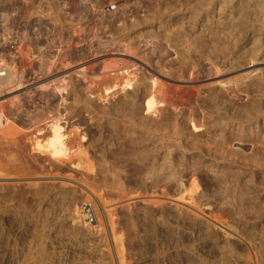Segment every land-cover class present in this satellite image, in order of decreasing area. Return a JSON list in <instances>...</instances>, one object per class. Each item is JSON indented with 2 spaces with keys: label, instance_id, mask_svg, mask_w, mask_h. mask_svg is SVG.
<instances>
[{
  "label": "rangeland",
  "instance_id": "rangeland-1",
  "mask_svg": "<svg viewBox=\"0 0 264 264\" xmlns=\"http://www.w3.org/2000/svg\"><path fill=\"white\" fill-rule=\"evenodd\" d=\"M221 1L90 0L89 22L61 18L58 57L43 43L40 67L0 93V215L23 226L25 264H264V0ZM126 97L137 118L117 112ZM54 118L61 161L33 149ZM214 118L218 158L189 148ZM148 120L167 131L136 145Z\"/></svg>",
  "mask_w": 264,
  "mask_h": 264
},
{
  "label": "built area",
  "instance_id": "built-area-1",
  "mask_svg": "<svg viewBox=\"0 0 264 264\" xmlns=\"http://www.w3.org/2000/svg\"><path fill=\"white\" fill-rule=\"evenodd\" d=\"M6 2V11L0 15V93L10 89L13 78L21 83L26 71L40 67L43 43L46 53L58 54L57 42L64 34L60 32L61 18L69 19L71 25L90 20V0H19V7L17 0ZM109 8L115 10L117 6ZM67 32L69 46L72 28ZM23 229L16 220L0 215V264H25L24 252L30 242Z\"/></svg>",
  "mask_w": 264,
  "mask_h": 264
},
{
  "label": "bare ground",
  "instance_id": "bare-ground-1",
  "mask_svg": "<svg viewBox=\"0 0 264 264\" xmlns=\"http://www.w3.org/2000/svg\"><path fill=\"white\" fill-rule=\"evenodd\" d=\"M221 2H223V0L221 1ZM263 2V1H262ZM223 3H225V1L223 2ZM227 3V2H226ZM222 4V3H221ZM229 4V3H228ZM226 5L227 7L229 6V5ZM240 4V3H239ZM257 4V3H256ZM217 5V4H216ZM219 5V4H218ZM223 5V4H222ZM244 5V4H243ZM246 5V4H245ZM260 5V4H259ZM263 5H264V3H263ZM224 6H225V4H224ZM230 6H231V4H230ZM262 6V5H261ZM223 6H220V9H218V10H222L223 11V13H221L220 11L218 12V13H220L221 15L223 14L224 16H225V12L224 11H226V9L223 7ZM240 7V6H239ZM244 7V6H243ZM248 7V6H247ZM246 7V8H247ZM252 7V6H251ZM258 7H260V6H258ZM242 8V7H241ZM262 8H263V6H262ZM261 8V11L264 9H262ZM216 9V8H215ZM233 9V8H232ZM231 9V10H232ZM243 9V8H242ZM248 9V8H247ZM238 11H239V9H237ZM250 10V9H249ZM255 10V9H254ZM257 10H259V8L257 9ZM234 11V10H233ZM238 11H234V12H237L238 13ZM245 11H246V9H245ZM260 11V10H259ZM259 11H258V13H259ZM230 12V11H229ZM233 12V13H234ZM242 10L240 11V16H243L242 15ZM228 13V12H227ZM232 13V14H233ZM244 14H247V13H244ZM257 14V13H256ZM222 15V16H223ZM228 15V14H227ZM229 15H231V13H229ZM245 16V15H244ZM229 17V16H228ZM246 17V16H245ZM251 17V16H250ZM256 17V16H255ZM260 19V18H259ZM258 20V19H257ZM259 21H262V20H259ZM241 26V25H240ZM246 26V25H245ZM262 26V25H261ZM231 27V26H230ZM264 27V26H263ZM262 27V28H263ZM121 61V60H120ZM124 61H126V60H124ZM261 62V61H260ZM259 62V63H260ZM117 63V62H116ZM121 63V62H120ZM263 63V62H262ZM115 66H117V65H114V67ZM110 67V66H109ZM117 68V67H116ZM235 67H233L232 69H234ZM82 70V69H81ZM84 70V69H83ZM82 70V71H83ZM223 71L225 70V69H222ZM230 71V70H229ZM125 73H122L121 75H122V79H123V82L120 84V86L123 88V90H126V89H131V88H133V82H132V79H130L129 77L128 78H126L125 77V75H124ZM52 83L54 82V81H51ZM50 82V83H51ZM49 84V83H48ZM13 87V86H12ZM113 87H116V84H113L111 87H108V88H106L105 89V91L106 92H108V91H110V89H112ZM59 89V91H61V90H66V88H58ZM63 91V92H64ZM134 99V98H133ZM133 99H129V97H128V99H127V97H126V100L123 102V106L124 107H122V105L119 107H117L116 106V108H118L117 109V112L119 113V115H122V114H120V113H123V114H125V116H129V117H136L137 115H139L138 113V106H136L137 104H135L134 103V100ZM124 100V99H123ZM144 103L142 104L143 106H144V108H145V110L147 111V113H153V112H155L156 111V108H157V106L159 105V103L160 102H158L157 100H156V98H155V95H154V93H153V91L152 90H150L149 91V93L146 95V97L144 98V101H143ZM222 101H221V99L218 97V96H215L214 98H213V100H212V103H216L217 105H219L220 103H221ZM122 103V102H121ZM113 108V107H112ZM115 108V109H116ZM114 109V108H113ZM114 113H116V112H114ZM113 114V113H112ZM124 116V117H125ZM140 116V115H139ZM116 117H117V114H116ZM171 117V116H170ZM131 118V119H132ZM137 118V117H136ZM141 118V117H140ZM173 118V117H172ZM4 119H7V122L8 121H10V119H8V118H6L5 117V115L4 114H2V113H0V124H1V121H3L4 122ZM126 119V118H125ZM134 119V118H133ZM185 119V118H184ZM142 120V119H141ZM175 120V119H174ZM137 121V120H136ZM139 121V120H138ZM145 121H146V119H145ZM145 121H140L139 123L138 122H135V123H133L131 126H134V129H136V126L137 125H139L141 128H142V132L143 133H145V135L147 134L149 137L147 138L144 134V137H141V136H139L138 138L135 136L137 133L135 132L134 134L135 135H132V134H130V135H132V136H134L135 138H137V140L135 139V143H136V145L139 143V145H140V143H143V144H145L146 145V142H148L149 140L151 141L152 139H151V137L150 136H152L153 134H156V133H159V134H164L165 133V131H167V129L166 128H162V127H153L150 123H149V120H148V122H145ZM173 121V120H172ZM217 121H219V120H217ZM12 122V121H11ZM134 122V121H133ZM152 122V121H151ZM48 123V124H47ZM46 124H47V126H46V130H47V134H44L45 132V130H38L37 131V133L34 135V137H33V141H34V143H33V149L35 150V151H37V152H39V153H46L51 159H53V160H56V161H61V160H63V159H66L67 157H68V146H67V144H66V141H65V134H63V129H64V127H63V122H62V118H54V119H52L51 121H49V122H47ZM127 123V122H126ZM138 123V124H137ZM152 123H154V122H152ZM156 124V123H155ZM174 124H175V122H174ZM181 124V123H180ZM176 125V124H175ZM193 126H194V128L195 129H198L199 127L197 126V125H195V124H193ZM125 127V126H124ZM217 128H218V122H216V118H214L213 119V121L212 122H210V124L208 125V127H207V131H210V134H208L207 135V137L206 138H204V139H196V141L193 143V144H191L190 143V145H189V148L190 149H192V150H198V151H201V152H203V153H206L207 155H209L210 157H213V158H218L219 157V155L221 156V154L223 155L224 153H225V144H224V142L221 140V138H218V134H216L217 133ZM175 129V128H174ZM172 130V129H171ZM180 130V129H179ZM137 131H139V130H137ZM141 131V130H140ZM141 132V133H142ZM172 132V131H171ZM131 133V132H130ZM133 133V132H132ZM140 133V132H139ZM139 133H138V135H139ZM168 133V132H167ZM174 133V132H173ZM172 133V135H174V137L175 138H178V139H180L179 141H181V140H187V137L185 136V134L184 133H182L181 132V130L180 131H176L174 134ZM211 133H213L214 135L212 136V134ZM170 134V133H169ZM157 135V134H156ZM187 135V134H186ZM166 136V135H165ZM168 136V135H167ZM122 137V136H121ZM155 138H156V136H155ZM164 138V137H163ZM169 138H171V137H169ZM190 138V137H189ZM188 138V139H189ZM81 139L82 140H85V137L83 136V137H81ZM131 139V138H130ZM157 139V138H156ZM155 139V140H156ZM154 140V139H153ZM154 140V141H155ZM158 140H160L159 139V137H158ZM165 140H167V139H165ZM165 140H163V142H162V145H163V143L164 142H166ZM190 140V139H189ZM153 141V142H154ZM156 143H157V141H155ZM187 142V141H186ZM131 143V142H130ZM181 143H183L182 141H181ZM131 146L133 145V144H130ZM152 145V144H151ZM154 145H155V143H154ZM158 145H159V143H158ZM165 145V144H164ZM171 145H172V142H171ZM188 145V144H187ZM186 145V146H187ZM143 146V145H142ZM160 146V145H159ZM168 147H169V145H167ZM150 147V146H149ZM153 146H151V148H152ZM161 147V146H160ZM163 147V146H162ZM161 147V148H162ZM165 147V146H164ZM171 147V146H170ZM155 148H157V145H155V147H154V151H155ZM146 149V148H145ZM163 149V148H162ZM138 150V149H137ZM141 150V149H140ZM139 150V151H140ZM149 150H151V149H149ZM153 150V149H152ZM171 150V149H170ZM169 150V151H170ZM136 151V150H135ZM143 151V153H145L146 154V152L147 151H145L144 152V150H141V152ZM138 151H136V153H137ZM140 152V153H141ZM156 152H157V150H156ZM142 153V154H143ZM150 153V152H149ZM153 153V152H152ZM135 154V153H134ZM144 155V154H143ZM150 155H151V153H150ZM153 155V154H152ZM138 156V155H137ZM145 156V155H144ZM158 156V155H157ZM150 157V156H149ZM152 157V156H151ZM141 158H142V155H141ZM145 158V157H144ZM143 158V159H144ZM138 159V158H137ZM143 159H142V161H143ZM149 159H151V158H149ZM81 161V160H80ZM141 161V162H142ZM146 161V160H145ZM144 161V162H145ZM148 162H150L151 163V161H148ZM143 164V163H142ZM145 166H146V164H145ZM78 167V166H77ZM148 167V166H147ZM149 168V167H148ZM153 170V169H152ZM151 170V171H152ZM160 170V169H159ZM150 171V170H149ZM150 171V172H151ZM163 171V170H162ZM149 172V173H150ZM147 173H148V171H147ZM148 173V174H149ZM152 174H153V172H151ZM156 173H158V172H156ZM164 174V173H163ZM158 175V174H157ZM153 176V175H152ZM159 176V175H158ZM164 176V175H163ZM166 176V175H165ZM146 177V176H145ZM155 177V176H154ZM167 177H169V176H167ZM166 177V178H167ZM164 178V177H163ZM158 179H160V178H158ZM162 180H164V179H162ZM80 186H82V187H84V188H86V191H87V187H85V185L83 186L82 184H80V183H78ZM81 187V188H82ZM98 195V194H97ZM96 195V193H94V191H92V190H89L88 189V196L90 197V198H92V199H94V200H96L98 203L100 202V198H98L99 196H97ZM101 203V202H100ZM85 220H88L87 219V217L85 218Z\"/></svg>",
  "mask_w": 264,
  "mask_h": 264
}]
</instances>
